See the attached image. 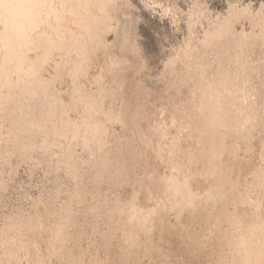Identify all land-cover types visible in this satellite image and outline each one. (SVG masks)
I'll return each instance as SVG.
<instances>
[{
  "label": "rangeland",
  "instance_id": "374dc122",
  "mask_svg": "<svg viewBox=\"0 0 264 264\" xmlns=\"http://www.w3.org/2000/svg\"><path fill=\"white\" fill-rule=\"evenodd\" d=\"M108 1L109 0H98V1L97 0H74V2H72V0H0V131L1 132L3 131L2 130L3 128H6L8 126L6 125V122L8 121V119H10L11 122L12 120H14L12 123L15 124L16 126L20 125L23 127H24V124H26L30 120L27 115L28 113L25 114L23 112V110L25 109V106L23 107V109H21V112H19L18 115L13 118V115H11V113H14L15 108L10 113L7 111L8 107L6 106L8 103L5 102L4 104L6 96H10L11 93L14 94L16 91L18 90L20 91L21 89L28 90V88L36 85L37 83H39L38 89L40 90H43L44 88H51L54 85L55 81L52 80V76L54 73L55 64L53 63L54 57H53L52 51L54 50V47L57 50V47L59 46L60 42L62 43V46H66V47H64L63 53L62 52L57 53V57L59 60L55 59V61L60 62L59 65L62 68L65 65L66 67L69 65V68L66 70L67 78H68V83H67L68 93H65L63 97H64V100L66 99L65 104L71 106L73 114L75 116L74 120L77 125V127L75 126L76 127L75 132H78L77 129L80 127L82 128L84 126L83 123L84 124L87 123V120L85 117L86 116L85 111L90 110V104L89 105L87 104L88 99L89 100L93 99L94 97L97 96V94L99 96V89L90 88L88 91L81 93L82 85L85 86L86 84V82H84L86 81V76L82 75V72L80 71L81 66L79 65V62L77 63V62L69 61L70 55L69 54L67 55L68 53L67 50L69 49V51H72V52H76V51L79 52L80 49L78 46L81 45L80 48H82V45H83L85 46L84 49H86L89 46V43L91 44V41L93 39L96 40L97 38L100 37L97 40L101 44V47L99 50H102L101 57L103 58L104 62L107 59L106 54L107 55L109 54V56H112V54L114 53L116 55L118 52V48H119V37H120L119 35L121 31H124L125 30L124 28H127L131 31L133 30V28H131L133 27L132 26L133 17L130 18L129 16L124 14L122 18V16L118 15L119 12L123 11L122 8L125 6H126V9L130 10L132 14L135 15V18H136L135 23L137 22V26L140 23L142 24L143 22L151 23V19H155L154 21L152 20V22L153 23L157 22L158 26L162 25L164 29L166 30V32L168 31L170 33L171 29H173V31H176V32L179 31V34L183 35L184 39H186L184 41V49H182L181 46H178V48L173 47L172 49L173 52L168 53L171 50L170 44L165 46L166 51H165V54H163L162 56V59H161L162 61L160 62L162 67L160 66V63H159L160 67L155 66L156 69L154 71L145 72L146 74H148L149 77H155V78H152L155 81H157V79L159 78L158 81L161 80L162 83L169 81L168 84L173 89V91H175V94H176V91L177 93L182 94V95L183 93L187 92L186 94L189 95V93H191L194 96V98H195V94H194L195 88L194 87L200 84V83L198 84L199 78L201 77L204 78V81H206V87H204V84L203 85L201 84L200 86L201 88L200 100H202V102L205 103L204 105H208L209 100L211 101L214 100L215 103L217 102V106H214L213 108H211L213 109L212 112L217 110L218 106L220 105L218 101V97H217L218 94L216 95V93H219L220 97L224 99L225 98L224 96L229 95L233 91L232 95L234 94V96L229 95L230 100L228 99L226 100L230 103L232 111L235 110L232 116L227 114V118L233 117L232 119H234L233 120L234 125L237 124L239 120L242 123V125L243 123L244 125H247L246 123L250 121L249 118H251L253 115L252 110H255L256 112H257L256 108H263L264 110V104H263L264 63L261 61V55L260 57H257L254 54L255 52L253 53L251 52L254 50L253 45H250L249 47L250 52L249 51L248 52L250 55L249 57H247L246 55L248 63L247 65L245 64L246 69L244 66L245 70L243 71L236 70L235 62H233L234 70L231 66L229 67L231 69L222 67V66H219L216 69L215 65H213V67L210 66V58H211L210 50L211 49L213 50L214 47L217 46L218 44H219L218 48H220L221 46L220 44H222L224 41V40L222 41L220 37H217V36L222 37V35H231V34L237 33L238 31L237 26L241 24L240 22H242L243 19H245L244 22H246L244 23L245 28H249V26H251V29L248 31L251 32L253 35L249 34L248 36L250 37L254 36V33L259 32V30L261 32V33L259 32V35L264 36V0H245V2H247L245 6L242 3L244 2V0H231V1L227 0V2H234V13L231 12L229 16V20L226 19L228 14L223 15L224 17L223 20L224 19L226 20L225 21L226 25H224L223 28L225 27L226 30L221 32L222 28L219 29L220 33H217L218 35L216 36L214 32L213 33L209 32L210 35L207 34L208 31L205 29L201 40H199L201 35L198 33V30H200V23H198L197 16H195V12L192 13L193 6H192L191 0H170L171 2H167L169 0H161V2H157V1L151 2L153 0H147V2H143V3L141 2L142 5L139 3L140 0L130 1L134 3L132 5L130 3H129L130 5L127 4L129 1L127 2V0H125L124 2V0H122L119 4L120 7L117 10L119 12L116 13V15L114 12L115 9L113 10V8H111V7L116 8V6H113V4L115 5V3H112V0H110L111 3L110 2L109 3L111 7L109 8L110 5ZM176 2H179L180 7L178 6ZM184 2H186V4ZM86 4L87 6L85 7ZM240 5H242V7H240ZM106 7L108 9H106ZM245 7L246 9H244ZM165 8H166V11H165L166 16L171 18L170 22L166 19L161 20V13H163V10H165ZM109 9L112 11H109ZM226 10H227L226 8H223L222 13H225ZM182 11L184 12L181 13ZM76 13H77V17H78V13H80L79 18L77 17L75 18ZM249 13H251L252 16L248 19L245 17V15ZM103 15L105 18L103 17ZM111 17H113V19ZM230 17H234V18H230ZM157 18L158 19L160 18L159 21ZM182 18H184V20ZM77 19L79 20L78 22H77ZM102 19L104 20L102 21ZM252 19H254L253 20L254 22L256 21V23L258 24V27L261 26L259 29L258 28L257 30L252 29V27H254V24H255L254 22H252ZM80 20H84V21L82 22ZM90 20H92V24ZM88 21L90 22V24ZM87 22L89 24L88 25L89 27H91V25L92 27H94L95 25V27L93 28L94 30H92L93 31L92 36H94L93 38L90 33L88 35L86 34V36L84 37L86 30L88 29V27H86ZM84 23L86 25L83 26ZM154 24L156 25V23ZM99 26L101 27L102 31L99 30L100 29ZM109 27H111L113 30L107 33V30L109 29ZM182 27L184 29L181 32ZM21 28L22 30H20ZM65 31L73 36L75 45H71L70 44L71 42L66 44V41H70V39L68 40L66 38L63 39L62 34H65ZM162 31H163V36H164L162 37V39L167 43L168 42L172 43V40L170 39L172 37L170 36V34L168 32L167 34H165L163 28H162ZM184 31H186L185 32L186 35L184 34ZM114 34H117L118 38ZM128 34L129 35L127 34L125 35V38H126L125 50H127L125 52H126V58L130 60L133 66L130 64L129 66L124 67V69L120 67H118L117 69L113 68L111 70V73L108 74L107 77L103 78V81H101L103 82L102 84L106 85V89L108 88V93H106L103 98L99 97L97 99L99 102H101V98L103 99L104 108H103V113H100L97 116L95 115V118L99 121L105 122V124L108 126L106 127L107 128L106 130L109 133L107 135V143L105 144L106 147H105V155H104L105 156L104 162L107 160V166H108L107 171L103 172L102 177H100V173L98 171L96 172L93 171L94 170L93 163L91 162H89L88 164H85L86 166L84 165V168L80 167L79 169V167H76L78 163L76 154L72 152L71 149L69 150L67 149V147H69L70 144L72 143V141H69L70 134L68 132V129L66 130L65 124L59 119L58 116L55 115L54 111L50 112V115L49 113H46L42 117L41 115L39 117L31 116V118L33 117L34 121L32 124L34 125L33 126L31 125L32 127L30 128L32 130L29 133L31 134V136L30 137L28 136L25 142L31 140V144L32 142H33V145L37 144V146L35 145L36 147L34 149L36 150L41 149L40 145H43V140H39L38 138H36V136H32V134L34 133V135L38 136V134L40 133L41 134L40 136H43L42 134L46 132L52 144L55 141V144L58 150L57 152H55V150L53 151L50 150L51 155L48 154V158H47V154H45V155H42L41 157L32 155L31 158L29 159L27 154L23 153L25 148L20 147L21 154H23L26 157V159H28L25 165H21L20 167V169H22L21 170L22 179L21 181L19 180V181H16V183L11 184V186L9 187L10 190H7V191L12 190V192L15 193L14 195H11V193L9 192L8 194H6L3 200L2 198H0V264H42V261H44L45 264L47 263V259L49 258H47L48 256L46 255L48 252H50L51 243L53 242L51 240V238H53L51 230H53L54 228V225L51 227L50 222H48L47 220L49 219V216L51 217L53 215V212L52 210L50 211L49 204H48L50 199L48 200V203H47V199L49 197L51 198L52 200L51 203L53 204L56 211H60L62 208H64L65 211H67L69 214L68 215V226H67L66 232L70 231L75 226V223L80 216L79 205L82 200L78 202L79 198L77 196H76L77 199H74L70 203H67L66 204L67 206L61 205V208H59V206L57 205L56 201H57L58 196H57V193L56 194L54 193L55 189L59 191V188L61 187L59 184L60 181L62 182L64 186H67V183H65L67 178L66 179L63 178L62 180L56 177L58 166L57 164L53 165L54 163L53 161L49 160L50 158H53V157L58 158L61 163H65L66 165L68 163V166L72 164L73 167H75V170L76 172L78 171L79 176L75 178L73 185L76 187H79L81 183L83 182L84 186H87V188L90 189L89 191H87L86 198L90 197L89 196L90 194H97L99 190V193L104 192V197L102 196V199L105 198L104 202H106L109 208H113L114 205L112 202L116 201L113 197L114 196L113 194L116 193V189L115 187L112 189L113 183L112 181L110 182V180H113V177L115 175L117 176L116 180L120 178L122 179V181L120 180L122 182V186L118 190V193H119L118 199L120 201H124L127 203L132 197L131 195L137 191V196L135 200L140 201L141 203L140 206H143L142 203L146 205V203L143 202L144 200L146 202L144 192L141 191L140 189L142 187V182H144L143 180L144 178H142L143 176L142 174L145 172V168H146V163H144L145 161L143 159L144 158L148 159L149 157H151L150 154L152 152H150L145 147H144V152L141 151V144L138 138V130H140L139 124L141 122H143L142 125L145 126L144 124H147L152 120L151 119L153 116L152 113L153 111L155 112L154 108H152L153 106L152 102L154 101L153 97L155 98L156 96L155 93L157 94H162V93L160 91L161 88L158 90L157 87L156 88L152 87V84L147 81L146 77L144 76V73L142 72L143 66L140 63L141 62L140 60H141V57L147 55L145 44L141 41H138L139 38L137 39V35L135 33L128 32ZM9 36L12 37V39ZM185 36L189 37L188 40H187V37ZM20 37H22V40ZM18 38H20V42L18 41ZM14 39H17V40H14ZM78 40H80L79 42L81 43H79ZM178 41L179 40L175 42L176 45L179 44ZM21 42L24 44H22ZM76 44H78L77 48L75 47ZM97 45L98 43L96 45L94 44V46H97ZM14 46H16L15 49H14ZM103 51H105V53ZM170 54H172V56H175L176 58L175 65H172V66H176V68L172 66L167 67V64H168L167 61H169L168 58H170L169 57ZM263 56H264V53H263ZM184 58L186 60L185 63H183ZM73 61L75 60L73 59ZM165 62H167L166 66L164 65ZM66 67H64L61 70H65ZM146 68L143 67L144 71H146ZM160 68H161V71H159ZM237 73H239L240 75L242 74L244 78L245 77L247 78V80H249L248 77H253L254 79H251L250 82L244 79V83L247 82V84L245 85L243 84V82H241V80L239 79L237 80L235 76ZM36 74H38V76ZM165 77L167 78V81L165 80ZM170 79H172L173 85H171ZM224 79H228V81H232L231 84H227L232 90L229 87H227L225 91L223 90V87H222V89H219V91L215 92L214 88H210V87H214V83H217L219 85L222 83L223 84L226 83V81L223 82ZM157 83H160V82H157ZM249 84L253 86L251 87L252 89L250 90V88H247L248 90H245L244 86L246 87ZM16 87L18 88L16 89ZM171 88L168 89V92H170ZM243 93L245 94L248 93V97L249 95L252 96L253 94L257 95V97H259L258 99L259 101L258 100L254 101L253 98L249 97V101L251 100V102L248 101L246 102V104L241 102L240 104V102L239 101L237 102V100L238 98L242 96ZM150 94H152L153 96H151ZM4 95L5 97H3ZM147 95H148V98L146 99ZM257 97H254V98H257ZM12 98L15 99V96H13ZM36 98L37 96L36 97L34 96L33 98L30 99L32 102L34 101L32 103L33 108H31L32 113L30 115H33V114L36 115L37 113L39 114V112H37L38 108L35 107L34 105L35 102L37 101ZM7 99H10V98L7 97ZM13 99L9 100V104L11 103V100ZM49 102L50 101L46 103L47 106H50ZM232 103L234 104V107H232ZM9 104L8 106L10 109L13 106ZM162 104H164L163 108H165V111H167L168 106H166V103L163 102ZM196 104L194 105V108H192L193 106L191 105V103L187 105L188 107L187 114L189 115V117H193V114H195L196 118H193V120L195 119L194 121L202 122L200 118L201 117L200 113L199 115L198 113H196L197 112L196 110H198L196 109V107H200V104L199 105L198 104L196 105ZM92 105L93 104L91 103V107ZM237 107L242 108L241 113L243 114H242L241 119L238 117L239 119L237 118L235 120V116H237V113H240ZM247 107L249 108L246 109ZM54 108L56 107L54 106ZM206 111L208 110L203 111L204 116H202V118L203 120H205V123L207 121H209L210 123L209 115H212V112H208L206 114L205 113ZM244 111H247V112L244 113ZM22 112H23V115L25 116V119L21 123V120L19 119H21L20 116ZM173 112L174 110L173 108H171L170 112L167 113L170 115L171 119L174 116ZM9 114L10 116H8L7 118V115ZM243 115H244V118H243ZM189 117L183 116L182 119H179V121H176V122H174V117H173L171 124L172 123L181 124L182 121L184 122L187 119L189 120ZM63 119L65 118L63 117ZM17 121H20V123L18 122L17 124ZM209 125H210L208 126L209 128H207L209 130V136L212 135V139L215 140L216 145H217L216 147H218V149L215 148V156H216L215 164L216 163L218 164V161H219L218 157L220 156L221 158L220 166L223 169V173L225 174L224 182L222 183L224 184V187L222 188L224 190L223 200H221L220 197L218 198L216 195H214L215 198H218L217 207L218 206L222 207L220 211V213L222 214L221 216L224 215L223 214L224 212L225 213L228 212L229 214H231L233 210L239 211L240 209L239 201L240 200H243L245 203H247V205L249 204L250 205L249 207L256 208L258 210V208H260V202H259L260 199L257 198V189H258L257 186L259 184L258 176L259 174H264V157L262 156L264 154V144L262 143L263 141L260 140L262 139V136H263L262 135L263 129L261 128V131L259 133L260 136L257 135V138L251 140V142L249 141L250 151L256 148L255 155L249 156L247 160H241L237 162L236 159L234 158V154H230V151H231L230 148L232 147V143L231 145H226L225 147L224 146L221 147L222 145H225L222 143L223 141H221V136L223 139H225V142H227L228 139L232 138L234 135L240 137L239 133H237V129H236V132L234 130L233 132L227 131V132L221 133L219 131V128L217 129L214 125L212 127L211 124ZM43 127H46V128H43ZM8 132L9 130L5 134L3 133L2 134L6 135L8 134ZM6 136H7L6 140H8L9 135H6ZM243 144L244 142L241 144L242 147H243ZM256 144H257V147H256ZM259 144H261V146H259V149H258ZM7 145H8L7 142L5 144H2L0 140V162H2V159H4L3 155L8 150ZM18 145L22 146L23 144H18ZM79 150H80L79 148L76 149L77 154ZM237 151H238V148L236 152ZM258 151H259V154H261V156L258 154ZM12 152L10 156H13L12 158L15 159L16 162H18L20 160L19 157L14 158L16 154ZM54 152L56 153V156H54ZM74 156L76 160L75 165H74ZM29 162H31L32 164H30ZM87 162L88 160H86V163ZM33 165L34 167H32ZM19 166L20 165H18V167ZM26 168L29 170L30 174L28 173V171L26 173ZM72 168L71 167L69 168L70 174H72V171H73ZM85 170L87 171L86 177L85 178L83 177L84 179L82 180V177L80 176H83L82 173ZM31 174L36 175V176L38 175V176L36 180H33L32 183H29V181H31ZM71 177H73V175H71ZM71 177H68L69 180H72ZM90 177H92L93 180L89 179ZM260 181L263 185V182H264L263 176H261ZM34 182H36L35 187H32L30 184H33ZM18 183H20L21 186L20 184L18 185ZM41 184L45 186L46 189L43 190V186ZM94 184H95V187L91 189L92 186H94ZM14 188L15 189L18 188L19 192L16 193ZM1 189L3 190V186ZM70 190L71 191L69 192L71 193L72 191L74 193H77L72 188H70ZM108 190H111L112 195L108 193L109 192ZM112 191H114V193ZM169 191L170 189L167 192ZM219 191L221 192L222 190H219ZM66 194L68 195V192H66ZM83 196L84 195H82V198ZM143 208H147V207H143ZM128 213L130 214L129 211ZM143 213L144 212H142V214ZM234 213H237V212H234ZM102 214L103 213L101 212V215ZM233 216L235 218V216L237 215H233ZM121 218L122 216H120V219ZM202 221L204 222V224ZM205 222L206 221L200 218L197 220L196 227H195L196 229H194V232H193L194 235L192 237V240L191 238L189 242L187 240V242L183 246V250H181L180 248V243H179L180 240H178L179 237L168 235V234L164 235V237L166 236V244L171 249L170 252H172L170 254L173 255L172 257L173 258L172 260L174 262L173 264L182 263V259H183L182 257H184L185 255L184 250L186 248H187L186 250L188 251H190V249L194 250V247L192 246V244L193 242L196 243L197 241L203 240V235L202 237L200 235L202 233L205 235V239H206L205 243L206 244L209 243L210 247L209 245L206 246V244L204 243L202 245L201 244L202 242L199 243L200 246L198 247H202L201 249L204 252V253L203 252L201 253L202 260L200 262L202 263L203 260L204 261L209 260L212 256L215 259L214 262H216L218 257L214 256L215 255L214 245L216 244V242H213L216 239L214 235H217V233L221 231L222 227L215 229V226L211 225L209 227L206 225L207 222L206 223ZM66 224H67V220L65 221L63 225L65 226ZM88 227L90 226H87V228H85L84 240L80 244L77 243L79 241L76 242L80 247V251L76 244L74 246H71L69 244L68 250H67L68 257L65 256V258L66 259L72 258V260L77 261L78 264H89L88 259L92 258L91 257L92 252L95 250H100V249L101 250L104 249L105 251L107 240L110 239L111 241L108 243L110 248L107 250L106 253H104L103 264H122L120 259L121 257L124 256L123 253L125 251V247L123 249V252L119 256V258H117L120 250L118 246L116 245V243H118V240L122 236L121 235L122 228L120 227V224L115 228L118 230L113 236L110 232L106 231L108 229L106 224L100 225L99 223V226H96V228H99V229H97L96 231H93L92 229H89ZM235 227L236 225L234 226V228ZM225 228L226 226L223 225V229ZM234 228H231V232H234L236 230ZM141 229L142 231L146 229V228L144 229L143 223L139 227V230ZM127 231L128 232L130 231L129 227L127 228ZM197 233H199L198 236H197ZM237 233H238L237 231L234 232V234H237ZM206 234H208V236H206ZM248 234L247 236L249 237L247 241L255 245H257L258 243V246L260 245V248H261L260 250H264V243L260 244L261 242L260 240L262 236H264V220H261V222L258 221V225L255 227V231L252 232V234H249V235ZM42 235H43V239H41ZM105 235H108V237ZM34 238L39 239V241H36V245H35L36 248L32 246L33 244L32 240H34ZM182 238H184V235H182ZM246 238H244V241L246 240ZM121 239L124 240L123 236L121 237ZM195 239L196 240L198 239V240L195 241ZM91 240H92L91 245H89V242ZM70 241L71 239L69 240V242ZM137 241L141 242V239L140 240L138 239ZM211 242L213 243V246ZM72 243H73V239H72L71 244ZM136 246L137 245H135V247ZM30 247L33 248L34 252L32 251ZM70 248L72 249L70 250ZM205 248H207V250ZM14 249L16 250L15 253L18 252L17 254H21L20 258H23L21 263L18 261V258L16 256L17 254L16 255L13 254ZM29 250H31L30 253H29ZM207 251L212 256L209 255ZM211 252H213V254ZM144 253L146 254V252ZM80 255H81V258L82 256L83 258H87V261L86 262L80 261ZM188 255L189 253H187L185 257H187ZM235 255L237 254L234 253L233 256L235 257ZM42 256H46V258L43 260L41 259ZM144 258H146V255ZM228 258H231V256ZM149 259H150V256L149 258L147 257V259H143L141 262L139 261V264H147V261ZM84 260L85 259H83V261ZM69 262H71V259L69 260ZM127 262H128V258H127ZM246 262L247 264H251L249 259H246Z\"/></svg>",
  "mask_w": 264,
  "mask_h": 264
},
{
  "label": "water",
  "instance_id": "95a60500",
  "mask_svg": "<svg viewBox=\"0 0 264 264\" xmlns=\"http://www.w3.org/2000/svg\"><path fill=\"white\" fill-rule=\"evenodd\" d=\"M115 3V6L118 10V8L120 7V2L122 0H112ZM129 1L127 4H134L130 1L133 0H127ZM142 1V0H140ZM147 1V0H145ZM231 1V0H230ZM110 2V0L108 1ZM125 2V0H124ZM144 1H142L143 3ZM251 2V1H250ZM141 4V2H139ZM179 6V2H176ZM186 4V2H184ZM223 2H214L212 3L213 8H215L216 12H221L220 18L223 21L220 24H223L226 20H223V15H227L226 19L229 20V16L231 14V12L234 13V2H227L226 5V12L222 13V10L220 9V4H222ZM243 5L245 6V4L247 2H242ZM233 4V5H232ZM215 6V7H214ZM180 7V6H179ZM240 7H242V5H240ZM115 8V9H116ZM123 11L119 12L118 15L120 16H124L127 15L130 18L133 17L132 19V26L131 28H133V30H129L127 28H124V31H121L120 33V37H119V48H118V52L115 55L114 53L112 54V56H109L106 54V57L110 59L109 64H101L100 60L103 61V58L101 57V51L99 50L101 47V44L98 43L97 46H94V44H90V50L93 52L92 54L94 55V59H92L90 57V63L89 65L87 63H85L86 67L84 68L85 71V75H86V84L85 86L82 85V92H86L88 91L90 88H98L99 89V96L97 94L96 97H94L93 99H90L91 103L93 104V106L91 107L90 110H86L85 108V117L87 120V123L85 125V127L83 126L82 128H78V132L75 133L74 138L71 140V138L69 137V141H72V143L70 144L69 147H67V149H71L72 152H74L76 154V158L78 160V164L79 167H83L85 164H88L89 162L93 163V171H98L100 173V177H102L103 172L107 171V160L104 162L105 160V147H106V143H107V135L109 134L108 131L106 130L108 127L105 122L99 121L95 118V115H99L100 113H103V108H104V101H103V97L105 96L106 93H108V88L106 89V85L102 84L101 81H103V78L107 77L108 74L111 73V70L113 68L117 69L118 67L124 69V67H127L131 64L130 60H128L126 58V52H125V35H129L128 32L130 33H135L137 35V39H138V34L140 37V40L138 39V41H141L145 44L146 46V58L145 56L141 57V65L144 66L145 62L147 64V68L146 71H144L143 67H142V72L144 73V76L146 77L148 82H155L154 79L155 77H149L148 74H146L145 72H151L154 71L156 69V67H162L161 65V59L163 56V45L167 46L170 44V49L172 50L173 47L178 48V46H181L182 49H184V41L186 39H184V36L179 34V31H173V29H171L170 31V36L172 38H170L172 40V43L170 42H165L162 37L163 36V31L162 28L165 32V34H167L166 30L164 29V27L162 25L158 26V23L156 22V25L152 22L151 19V23H147V22H143L140 25L137 26V22L135 15L132 14V12L128 9H126V6L122 8ZM131 9V8H130ZM195 9V8H194ZM246 9V8H244ZM132 10V9H131ZM151 10V9H150ZM248 10V8H247ZM133 11V10H132ZM115 12V11H114ZM184 11H182L181 13H183ZM190 12V11H189ZM194 12V10H193ZM192 12V13H193ZM121 13V14H120ZM253 14V12H252ZM116 15V13H115ZM252 15L251 13L246 14L245 17L246 18H250ZM155 17V16H154ZM230 18H234V17H230ZM158 19V18H157ZM184 20V18H182ZM254 19H252V22ZM159 21V19H158ZM232 21V20H231ZM251 22V23H252ZM256 24H254V27H252V29H259L260 27H258V24L256 23V21L254 22ZM223 25H226L225 23ZM160 27V29H159ZM250 27V26H249ZM111 29V30H110ZM110 29L107 30V33L112 31V28L110 27ZM184 28H181V32ZM139 31V32H138ZM186 31H184L185 34ZM260 32V30H259ZM259 32L254 33L255 36H259V37H263L264 36H260ZM91 34L92 36V31L90 29V27L88 26V29L86 30L85 34ZM261 33V32H260ZM186 35V34H185ZM114 36V35H113ZM187 37V36H185ZM203 37V33L201 34L199 40H201V38ZM93 38V36H92ZM128 38V37H127ZM189 37H187L188 40ZM178 41V45H176V41ZM240 40L241 38H237L236 39H231V43L236 41V47H238V49H236V51L234 52V54L237 53V55L239 56L240 50L239 49V44H237V41ZM160 43H165V44H160ZM246 43H249V41L247 40ZM124 47V48H123ZM83 48H85V46L82 45V48H80L79 46V51H80V58L82 56L81 51L83 52ZM123 48V49H122ZM95 49V50H94ZM244 48H242L243 50ZM120 50H122V52H119ZM148 50V51H147ZM106 51V50H105ZM105 51H103L105 53ZM262 52L264 53V49L262 50ZM169 53H171L169 51ZM260 55L262 53H259ZM215 58V57H214ZM214 58H212L210 60V63H216L218 61H214ZM42 59V58H41ZM166 59V58H165ZM226 56H224V58L222 59L223 61H225V63L229 64L228 60ZM84 63V60H82ZM127 62V63H126ZM186 60L184 58L183 63H185ZM252 62V61H251ZM81 63V59L79 62V65ZM125 63V64H124ZM160 63V66H159ZM244 63V62H243ZM180 64V63H179ZM231 65L234 66L233 63L230 62ZM88 65V67H87ZM132 65V64H131ZM181 65V64H180ZM239 67H237V69L239 71H243L246 69V65L245 69L243 64H238ZM133 66V65H132ZM156 66V67H155ZM243 66V68H242ZM236 67V65H235ZM93 71V72H92ZM95 71V72H94ZM159 71H161V68L159 69ZM158 71V72H159ZM157 72V73H158ZM156 73V74H157ZM155 75V74H154ZM263 76V75H262ZM264 77V76H263ZM223 78V77H222ZM221 78V79H222ZM82 79V78H81ZM159 79V78H158ZM157 82H160L159 86L155 83H152V87L156 88L160 91L162 94H157L155 93V99L152 104V108H154L155 112L153 111L152 113V120L146 124L144 126L143 129L138 130V138L141 144V151L144 152V147L146 149H148L150 152H152L154 155L153 156V160L148 163V162H144L146 163V168H145V172L142 174V178H144V182H142V187L140 188L141 191L144 192V196L146 199L143 201L144 203H146V205H144L142 203L143 206H140L141 203L140 201L135 200L136 196H137V191L134 192L130 198V200L126 203L124 201H120L118 199L119 197V193L118 190L121 188L122 186V179H117V176L114 175L113 180H110V182L112 181L113 186L112 189L115 187L116 189V193L113 194L114 199L116 200L115 202H112L114 207L113 208H109L108 205L106 204V202H104V199H102V196L104 197V192L103 193H99V190L97 192V194H90L88 198H86L87 195V191H89L90 189L87 188V186H84V183L82 182L81 185L79 187L74 186V181L75 178H77L78 175V171L76 172L75 167H73L72 164H70L68 166L65 163H61L60 160L58 158H50L49 160L53 161V165L57 164V168L58 171L56 172V177L60 178L63 180V178H67L66 182L67 186H64L62 184V182L60 181V188L59 191L55 189V194L57 193V205L59 206V208H61V205H65L67 203H70L71 201H73L74 199H77L76 196L79 198L78 202L81 203L79 205V213L80 216L78 218V220L75 223V226L68 232H66L67 226H68V212L65 211V209H61L60 211H56V209L54 208L53 204L51 203V198L49 197L47 199V203L49 200V209L50 211L52 210L53 215L50 217L49 215V219L48 222H50L51 227L54 225V228L52 231V235L53 238H51V240L53 241L51 243V247H50V252L47 253L46 256H48L47 258V263L46 264H78L77 261H74L71 259V262H69V258L66 259V257H68V245L70 244L71 246H74L75 244L77 245V247L79 248L80 251V247L78 244H80L83 240H84V232H85V228H87V226L89 229H92L93 231H96L99 228H96V226H99L102 224H106V226L108 227V229L106 230L107 232H110L112 234V236L116 233V231L118 229H115L119 224L120 227L122 228V233L121 235L124 238L125 241V251L123 253V257H121L120 261L122 262V264H139V261L141 262L143 259H147V257L150 259L147 261V264H173V255H171L170 253V248L167 246L166 244V238L164 237L165 234L168 235H173L176 237H179L178 240H180V248L181 250H183V246L184 244L187 242H189L190 238L192 240L193 237V232L194 229H196V223L197 220L203 219L207 222V226H211L214 225L215 229L216 228H221V231L215 235V240L214 242H216L215 244V255L214 256H218V259L216 260V262H214L213 258L209 259V264H247L246 259H249V261L251 262V264H264V250H260V245L258 246L255 244H251L250 242H248V237L247 234H252V232L255 231V227L258 225V221L261 222V220H264V184L262 185L260 178L261 176L264 177V174H259L258 176V189H257V198H259V202H260V208H258V210L256 208H252L249 207L250 205L247 203H245L243 200L239 201V206L240 209L239 211H232V215L229 214L227 211V213H223L224 215L221 217V214L218 215V212H220V210L217 207V199L219 198L220 195V191L222 190V188L224 187V184H222V182H220V179H215L216 181V185L214 187H206L202 186V187H198V182H195V184L191 183V179L190 177H193V179H206L208 177H214L215 174H220V170L223 171V169L220 166V156L218 157L219 161L218 164H214V165H210L208 163L207 157H206V153L210 152V147L211 144L209 142V140L207 139L209 137V130L206 131L207 126L204 124H198L197 123V129L194 128L193 124L195 121H193V118H196V115L193 114V117L191 119V117H189V115L187 114V105L189 103L191 104H200V107H198L199 110H208L205 113L207 114L208 112H212L214 106H217V102L215 103L214 100L211 101L209 100L208 105H204L205 103L202 102V100H199L197 98H194V96L189 93H183L180 94V96L177 98L174 95V91L173 89H171L170 92H168V86L170 87V85L168 84L169 81H167V78L165 77V80L167 82L162 83L161 80ZM248 81L250 82L251 79H254L253 77H248ZM83 80V79H82ZM226 83H222V84H217L214 83V87H210V88H214V91L217 92L219 91V89L225 90L227 87H229L227 84H231L232 81H228V79H224L223 82ZM167 83V84H166ZM244 84H247L244 83ZM104 85V86H103ZM100 87V88H99ZM252 87L251 84H249L246 88H250ZM18 87H16L17 89ZM230 88V87H229ZM50 89H55V88H50ZM231 89V88H230ZM232 90V89H231ZM20 91H23V89H21ZM29 90H26L24 94H21L19 97V101L16 102L15 104L18 105L19 107L15 108L14 113L12 114L13 117H15L16 113H19L21 111V109H23L24 105L26 106H32V101L30 100V98H33L35 95L31 94L29 95L28 93ZM110 91V90H109ZM226 91V90H225ZM245 91V90H244ZM243 91V92H244ZM27 93V94H26ZM209 93V92H208ZM233 93V91H232ZM232 93H228L229 95H232ZM218 94V95H217ZM151 96H153L152 94H150ZM217 97H218V101H219V106L217 108V110H215L214 112H212V115H209L210 121L214 122L215 127L218 129L219 131L222 133L224 132H233L237 129V133H239L240 137L238 136H233L232 138L228 139L227 142H225V139L222 138L221 136V141H223L222 143L225 145H222L221 147H225L226 145H231L232 143V147L230 148V154H234V158L236 159V161H241V160H247V158L251 155H255L256 153V148H254L252 151H250V147H249V143L251 142V140L257 138V135H259L261 128H264V119H262V115H260L258 112L261 110V108H259L257 110V112L255 110H252V119L249 118V122L246 123L247 125H242V123L240 122V120L238 121L237 124H233V117L227 118V114L232 116L234 114V111H232L230 103L226 100H230L229 95L224 96L225 98L222 99L219 95V93H216ZM158 96V97H157ZM234 96V94L232 95ZM37 97H41L38 99L39 102V107H42V110L44 111L48 106L46 105V103L50 100L49 97H46L44 94L38 95ZM99 97L101 98V102H99L97 99ZM253 97H257V95L253 94ZM221 98V99H220ZM23 99H28L27 102H23ZM68 100V99H67ZM223 101V102H222ZM238 101L243 102L246 104V102L249 101V97H248V93L245 94L243 93L242 96L240 98H238ZM259 101V100H258ZM34 102V101H33ZM103 102V103H102ZM165 102L166 106H168L167 110H170L171 108H173L174 112H173V117H174V122L179 121V119L183 118V115L185 117H189L190 122L187 124H183L176 125V129H175V133H177L179 135V138L175 141H164L161 142V139H159L157 137L158 136H162L163 138L167 137V134L165 132L162 131L163 129V125L167 126V120H168V114L167 111H165V108L162 109L160 108L161 105H163L162 103ZM231 102V101H230ZM251 102V100L249 101ZM215 103V104H214ZM50 104V102H49ZM196 104V105H197ZM262 104V102H261ZM263 104H264V98H263ZM258 105V104H257ZM80 107V106H79ZM82 107V106H81ZM232 107H234V104L232 103ZM20 109V111H19ZM237 109H239L240 113H237V116H235V120L239 117L240 119L242 118V108L237 107ZM8 112H11V109H7ZM211 114V113H210ZM188 115V116H187ZM10 116V115H8ZM25 116L23 115V112L20 116L21 118V123L24 121ZM264 117V116H263ZM28 118L30 119L29 122H27L26 126H19V131L21 129H26V127H32L34 124L32 121V118L30 115H28ZM238 118V119H239ZM244 118V115H243ZM114 119V118H112ZM110 119V120H112ZM172 121V119H170ZM188 120V119H187ZM186 120V121H187ZM195 120V119H194ZM10 121V120H9ZM161 121V122H160ZM20 123V121H18ZM108 122V121H107ZM102 123V124H101ZM209 124V121L207 122ZM206 123V124H207ZM32 125V126H31ZM12 127V126H11ZM199 127V129H198ZM13 134H12V138H15L14 140H23V139H19L17 138V129L18 127L13 126ZM209 128V127H208ZM189 132L191 134H189ZM211 133V132H210ZM137 134V133H136ZM183 134L188 135L187 139L189 142V145H186V143H184V148H183V144L180 145V141L179 139L181 138L180 136H182ZM41 134L39 133L38 136L34 135V133L32 134V136H36V138H38L39 140H43V145H40L41 149H34L37 144L33 145V142L31 144V140L24 142V144L20 147H24L25 150L23 153H26L27 156L29 157V159L31 158L32 155L37 156V157H41L42 155L47 154V158H48V154H50V150H55V152H57L58 148L54 143L52 144L49 136H47V133L45 132L44 134H42L43 136H40ZM196 135H200L201 137H205L208 140V143L204 144L202 146L201 149V153L199 154V156L197 157L196 160H207V163H203L202 167L197 170L195 173V176L192 175H186V167H187V160H185V155L182 154L183 152H185L186 148H189L190 150L193 149L196 145H195V141L193 140L195 138ZM238 135V134H237ZM19 136V134H18ZM10 137V136H9ZM8 137V139H9ZM254 137V138H252ZM46 140H44V139ZM264 133L262 136V140L263 144H264ZM190 140L192 141V143H190ZM36 141V140H35ZM250 141V142H249ZM244 142L243 147L241 146V144ZM6 143V142H5ZM4 143V144H5ZM235 146H234V144ZM28 144V145H27ZM45 146V147H44ZM143 146V147H142ZM259 146H261V144L258 145V149ZM44 147V148H43ZM203 147L207 148V149H203ZM220 147V146H219ZM257 147V144H256ZM79 148V152L77 154L76 149ZM238 148V151L236 152ZM209 149V150H208ZM179 151L178 155H177V151ZM181 150V151H180ZM10 152L9 150L6 151ZM54 152V156H56V153ZM250 152V153H249ZM6 153L3 155V160L2 162H0V198H2V200L5 198L6 194H8L9 192L11 193V195H14L15 193L11 191H7L10 190L9 187L11 186V184L16 183V181H21L22 177H21V170L20 167L21 165H25V163L27 162L28 159H26V157L19 153L17 155H19V161L16 162L10 155H6ZM11 153V152H10ZM259 154V151H258ZM51 155V154H50ZM174 155V157L172 156ZM261 156V154H259ZM155 156V157H154ZM175 156H177L176 158H178L177 160L175 159ZM264 157V154L262 155ZM15 157V156H14ZM33 158V157H32ZM86 160H88V162L86 163ZM210 160V159H209ZM143 161V160H142ZM194 161V160H192ZM9 162V163H8ZM103 162V164H102ZM30 164H32L31 162H29ZM18 165H20L18 167ZM179 165H181L184 169L180 170ZM86 166V165H85ZM220 166V167H218ZM27 167V166H26ZM34 167V165L32 166ZM67 167V168H66ZM72 168V174L69 173L70 169ZM86 168V167H85ZM159 168V169H156ZM105 170V171H104ZM30 174L29 170L26 168V173ZM86 170L82 173L83 176L82 180L86 177ZM71 175H73V177H71ZM38 176V175H37ZM36 175L31 174V181H29V183H32L33 180L37 179ZM68 177H71L72 180H69ZM84 177V178H83ZM89 179H92V177H90ZM115 180V182H114ZM121 180V181H120ZM85 182V181H84ZM90 182V181H89ZM109 182V183H110ZM203 182H208V181H203ZM35 183L30 184L32 187H35ZM72 183V184H71ZM264 183V182H263ZM20 183H18L19 185ZM28 184V183H27ZM26 184V186H27ZM42 185V184H41ZM227 185V184H226ZM3 186V190L1 189ZM21 186V184H20ZM43 186V185H42ZM210 186V185H209ZM72 188L73 190H75L74 193L70 190V188ZM95 187L92 186L91 189H93ZM195 187L201 188V189H197ZM206 187V188H205ZM46 189L45 186H43V190ZM170 189L169 192H167ZM15 192L18 193L19 189H15ZM92 191V190H91ZM109 191V192H108ZM107 192L109 194H111V190H108ZM48 192V190H47ZM63 192V193H62ZM66 192H68V195L66 194ZM106 192V193H107ZM114 193V191H112ZM171 194V196H170ZM177 194V196H176ZM82 195L83 198H82ZM112 195V194H111ZM216 195L218 198L216 199L215 196ZM221 200H223V197H221ZM101 199V200H100ZM180 199V200H179ZM142 207V208H140ZM143 207H147V208H143ZM52 208V209H51ZM102 211H101V209ZM144 209H147L146 212ZM128 211L130 212V214L128 213ZM93 212V214H92ZM99 212V213H98ZM101 212L103 213L101 215ZM142 212H144L142 214ZM237 212V213H234ZM50 213V212H49ZM233 215H237L234 216ZM58 216V217H57ZM67 216V218H66ZM120 216H122V218L120 219ZM185 216V217H184ZM100 217V219H99ZM210 217H212L210 219ZM63 220H67V224L64 226L63 225ZM143 222V226L144 229L142 231L139 230L138 226L139 224ZM256 223V224H255ZM114 225V226H113ZM222 225V226H221ZM223 225L226 226V228L223 230ZM236 225V227L234 228V226ZM112 226V227H110ZM50 227V228H51ZM130 228V231H127V228ZM231 228L236 229L235 231H237V234H234V232H231ZM230 229V231H229ZM65 230V232H64ZM227 230V231H226ZM227 232V234H226ZM203 234V233H202ZM201 234V237H202ZM248 234V235H249ZM181 235H184V238H182ZM230 235V236H229ZM108 237V235H105ZM121 236V237H122ZM247 236V238H246ZM242 237V238H241ZM241 238V239H239ZM244 238H246V240L244 241ZM41 239H43V235L41 237ZM71 239V241L69 242V240ZM73 239V243L71 244ZM141 239V242L137 241V240ZM36 241H39V239L34 238V240H32V246L36 248ZM67 241V243H66ZM79 241V242H77ZM111 240H107L106 243V249L104 251V249H100V250H95L92 252V258L88 259L89 264H103L104 262V253L107 252V250L110 248L108 243ZM224 241V242H223ZM240 241V242H239ZM260 244L264 243V236H262L261 240H260ZM78 244H77V243ZM89 242V241H88ZM92 240L89 242V245H91ZM200 242H202L201 244L203 245V243H205V235L203 234V240H200L198 242H193L194 245V249L195 250H184V254L186 256L187 253H189V255L186 257L185 261L186 264H200L198 258L200 257L201 259V253H202V247H198L200 244ZM238 243V245H237ZM31 245V243H30ZM135 245H137L135 247ZM96 246V244H95ZM253 246V247H252ZM138 247V248H137ZM32 249V251L34 252L33 248L30 247ZM72 248H70L71 250ZM165 249V250H164ZM15 249L13 250V254H17L15 253ZM31 252V250H29V253ZM146 252V254L144 253ZM192 253V254H190ZM198 253V257H195V254ZM236 253L237 255H235V257L233 256V254ZM83 254V253H82ZM228 254L229 256H231V258H228ZM14 255V256H15ZM146 255V258H144ZM18 258V261L21 263L23 258L21 257V254H17L16 255ZM46 256H42L41 259H45ZM240 256V257H238ZM127 258H128V262H127ZM183 258V257H182ZM185 258V257H184ZM83 259H85L83 261ZM92 259V260H91ZM80 261L82 262H86L87 258H81L80 255ZM138 261V262H136ZM184 259H182V263H183ZM81 262V263H82ZM208 260L202 262V264H207ZM42 264H45L44 261H42Z\"/></svg>",
  "mask_w": 264,
  "mask_h": 264
},
{
  "label": "bare ground",
  "instance_id": "6f19581e",
  "mask_svg": "<svg viewBox=\"0 0 264 264\" xmlns=\"http://www.w3.org/2000/svg\"><path fill=\"white\" fill-rule=\"evenodd\" d=\"M98 1V0H97ZM142 1H144V2H147V1H145V0H142ZM142 1H139V2H142ZM161 2V0L160 1H158V0H153V1H151V2ZM72 2H74V0H72ZM128 2V1H127ZM163 2V1H162ZM167 2H171L170 0L169 1H167ZM191 2H192V6H193V10H195L194 12H195V16H197V20H198V23H200V30H198V33L201 35L202 33L204 34V30L206 29L207 31H208V33L207 34H209V32H214V34L217 36L218 34L217 33H220L219 32V29H221L222 28V31L221 32H223V31H225L226 29H225V27L223 28V24L225 23H223V24H220V23H222L223 21H220V20H222L221 18H220V16H218V15H220L221 14V12H220V14H219V12H216V10H215V8H213V6H212V3H214V2H223L222 4H220L219 6L221 7V10L223 9V8H225L226 7V5H227V0H191ZM199 2H200V4H199ZM103 3V2H102ZM109 3V2H108ZM108 3H106V4H108ZM111 3V2H110ZM110 3H109V5H110ZM112 3H114V1H112ZM108 5V6H109ZM130 5V4H129ZM142 5V4H141ZM76 6V5H75ZM87 6V4L85 5V7ZM94 6V5H93ZM103 6V5H102ZM106 6V5H105ZM113 6H115L114 4H113ZM91 7V6H90ZM95 7H96V5H95ZM104 7V6H103ZM102 7V8H103ZM111 7V5L109 6V8ZM215 7V6H214ZM94 8V7H93ZM111 8H113V10L115 9V7H111ZM166 8H167V6H166ZM166 8H165V10H163V13H161V20H168L169 22H170V19L171 18H169L168 16H166V13H165V11H166ZM195 8V9H194ZM246 8V7H245ZM86 9V8H85ZM85 9H84V11H85ZM106 9H108L107 7H106ZM105 9V10H106ZM109 11H112V10H110L109 9ZM204 11V12H203ZM64 12V11H63ZM88 12V11H87ZM92 12V11H91ZM193 12V13H194ZM105 13H106V11H105ZM104 13V14H105ZM114 13V12H113ZM115 13H118V11H117V8L115 9ZM79 14L80 13H78V17H77V13H76V16H75V18L77 17V18H79ZM82 14V13H81ZM194 15V14H193ZM59 16V15H58ZM62 16V15H61ZM87 16V15H86ZM147 16V15H146ZM151 16V15H150ZM93 17V16H92ZM103 17H104V15H103ZM116 17V16H115ZM153 17V16H152ZM87 18V17H86ZM105 18V17H104ZM107 18V17H106ZM112 19H113V17H111ZM117 18V17H116ZM122 18H123V16H122ZM149 18V17H148ZM151 18V17H150ZM84 19V18H83ZM90 19V18H89ZM126 19V18H125ZM160 19V18H159ZM104 19H102V21H103ZM123 20V19H122ZM153 21L155 20V19H152ZM244 20L245 19H243L242 20V22H240L241 24L240 25H238L237 26V33H234V34H231V35H222V37L221 36H217V37H220V39L223 41V43L222 44H220L221 46H220V48H218V45L217 46H215L214 47V49L212 50H210V56H211V58H210V60L212 59V58H214V61L216 60V61H218V62H216V63H210V66L211 67H213V65H215L216 66V69L219 67V66H222V67H226V68H229L230 66L233 68V65H231L230 64V62L231 63H233V62H235V65H236V70H238L237 69V67H239V65L238 64H243V66H244V64H246L247 65V63H248V61H247V57H249V52H250V50H249V47H250V45H253L254 46V50L253 51H251L252 53L253 52H255L254 54L257 56V57H260V54L259 53H262L261 54V61L264 63V56H263V52H262V50L264 49V40H263V37H259V36H255V34H254V36H248L249 34H252L251 32H249L248 30H250L251 29V26L249 27V28H245L244 27V23H246V22H244ZM79 20L77 19V22H78ZM80 21H84V20H80ZM87 21V20H86ZM91 21V24H92V20H90ZM94 21H95V19H94ZM89 22V21H88ZM88 22H87V25L84 23L83 24V26L84 25H86V27H88V25L90 24V22H89V24H88ZM96 23V22H95ZM94 23V24H95ZM103 23H105V22H103ZM154 23H156V22H154ZM81 24V23H80ZM141 24V23H140ZM139 24V25H140ZM252 24V23H251ZM78 25V24H77ZM112 25V24H111ZM81 26V25H80ZM12 27V26H11ZM85 27V28H86ZM94 27H95V25H94ZM94 27H92V25H91V27H90V29H91V31L92 30H94L93 28ZM100 27V26H99ZM65 28V27H64ZM83 28V27H82ZM104 28V27H103ZM109 29H110V27H109ZM8 30H9V28H8ZM20 30H22V28L20 29ZM24 30V29H23ZM69 30V29H68ZM85 30V29H84ZM83 30V31H84ZM97 30V29H96ZM99 30H101V27H100V29ZM111 30V29H110ZM113 30V29H112ZM64 31V30H63ZM102 31V30H101ZM19 32H21V31H19ZM93 32V31H92ZM117 32V31H116ZM116 32H114V33H116ZM139 32V31H138ZM77 33V32H76ZM81 33V32H80ZM83 33V32H82ZM211 33V34H212ZM10 34H12V33H10ZM21 34V33H20ZM19 34V35H20ZM23 34V33H22ZM77 35H79V34H77ZM114 35H116V37H117V34H114ZM210 35V34H209ZM214 35V36H215ZM253 35V34H252ZM14 36V35H13ZM16 36V35H15ZM22 36V35H21ZM25 36V35H24ZM62 36H63V39L64 38H66L67 40L68 39H70V41H66V44H68L69 42H71L70 44L71 45H75L74 43H75V41L73 40V36L71 35V34H69V33H67L66 31H65V34H62ZM86 36V34L84 35V37ZM111 36V35H110ZM231 36V37H230ZM10 37V36H9ZM17 37V36H16ZM15 37V38H16ZM19 37V36H18ZM78 37V36H77ZM94 37V36H93ZM11 39H12V37H10ZM21 38V40H22V37H20ZM20 38H18V41L20 42ZM79 38V37H78ZM100 38V37H99ZM99 38H97V39H99ZM118 38V37H117ZM138 38H139V40H140V37H139V34H138ZM237 38H241V41L240 40H238L237 41V44H239V49H241L240 50V53H239V56L237 55V53L236 54H234V52L236 51V49H238V47H236V41L235 42H233V43H231V39H236L237 40ZM85 39V38H84ZM92 40L91 41V44H97V43H99V41L98 40ZM113 39V38H112ZM14 40H17V39H14ZM72 40V41H71ZM77 40V39H76ZM80 40H81V38H80ZM80 40H78V42L80 41ZM120 40V39H119ZM247 40L249 41V43H246L247 42ZM74 41V42H73ZM82 41H84V40H82ZM107 41V40H106ZM17 42V41H16ZM24 42V41H23ZM77 42V41H76ZM88 42V41H87ZM22 43V42H21ZM79 43H81V42H79ZM78 43V44H79ZM20 44V43H19ZM22 44H24V43H22ZM78 44H76V48H77V45ZM16 45V44H15ZM86 45H87V43H86ZM54 46H56V45H54ZM81 46V45H80ZM13 47V46H12ZM15 47L16 46H14V49H15ZM64 47H66V46H62V43L60 42V44H59V46L57 47V50H56V48L54 47V50L52 51V54H53V57H54V64H55V68H54V73H53V76H52V80H54L55 82H54V87H55V89H50V88H44L43 90H40V89H38V87H39V83H37L36 85H34V86H31L30 88H28V93H29V95H35V97L36 96H38V95H41V94H44L46 97H49L50 99V106H48L44 111L42 110V107H39L38 105H39V102H38V99L40 98V97H37L36 99H37V101L35 102V107H37L38 109H37V112H39V114L37 113L36 115H30L31 113H32V110H31V106L29 107V106H25V109L23 110V112L25 113V114H27V115H30V116H33V117H35V116H40L41 115V117L42 116H44L46 113H49V115H50V112H55V115L56 116H58L59 117V119L65 124V128H66V130L68 129V132H69V134H70V138L71 139H73L74 138V135H75V131H76V127H77V125H76V122H75V120H74V118H75V116H74V114H73V111H72V108H71V106L70 105H66L65 104V100H64V95H65V93H68V87H67V83H68V78H67V72H66V70L69 68V65L66 67V65L64 66V67H66L65 68V70H61V69H63L60 65H59V63L60 62H56L55 61V59L57 60L58 59V57H57V53H59V52H64ZM79 47V46H78ZM23 48V47H22ZM75 48V49H76ZM90 45L84 50V48H83V52L81 51V53H82V56H81V58H80V51L78 52V51H76V52H72V51H69V49L67 50L68 51V53H67V55L69 54L70 55V62H80V59H81V63H80V68H81V72H82V75L83 76H86L85 75V71H84V68L86 67V65H85V63H87L88 65H89V63H90V57L92 58V59H94V55L92 54L93 52L90 50ZM124 48V47H123ZM122 48V49H123ZM242 48H244L243 50H242ZM10 49V48H9ZM25 50V49H24ZM15 51V50H14ZM13 51V52H14ZM125 51H127V50H125ZM165 51H166V49H165V46L163 45V54H165ZM249 51V52H248ZM21 52H22V50H21ZM120 52H122V51H120ZM170 52H173V50H170ZM18 53H20V52H18ZM50 53V52H49ZM169 53V52H168ZM15 54V53H14ZM17 54V53H16ZM75 54H77V55H75ZM175 54V53H174ZM13 55V54H12ZM11 55V56H12ZM109 55V54H108ZM142 55V54H141ZM246 55H247V57H246ZM254 55V56H255ZM15 56V55H14ZM224 56H226L227 57V59H225V60H228V62H229V64H227V63H225V61H223L222 59L224 58ZM169 57L170 58H168V60L169 61H167L168 62V64H167V67H170V66H172V65H175V61H176V58H175V56H172V54H170L169 55ZM18 58V57H17ZM107 58V57H106ZM145 58H146V56H145ZM13 59V58H12ZM73 59L75 60V61H73ZM178 59V58H177ZM230 59V60H229ZM258 59V58H257ZM59 60V59H58ZM82 60H84V63H83V61ZM15 61V60H14ZM108 61H110V59L109 58H107L106 60H105V62H104V60L103 61H101L100 63L101 64H109V62ZM255 61H256V59H255ZM258 61V60H257ZM167 62H165V66H166V63ZM244 62V63H243ZM261 62V63H262ZM11 63V62H10ZM9 63V64H10ZM144 63V66L143 67H147V64L145 63V62H143ZM257 63V62H256ZM88 65H87V67H88ZM11 66H12V64H11ZM243 66H242V68H243ZM172 67H174V68H176V66H172ZM11 68V67H10ZM10 68H8V69H10ZM181 68V67H180ZM229 69H231V68H229ZM233 70H234V68H233ZM239 71V70H238ZM93 72V71H92ZM95 72V71H94ZM175 72H177V71H175ZM37 76H38V74H36ZM57 75V76H56ZM174 75H175V73H174ZM236 78H237V80L239 79V80H241V82H243V84H244V79H246L247 80V78L245 77L244 78V76L241 74H239V73H237L236 75ZM50 81V80H49ZM155 81V80H154ZM199 82H198V84L199 85H197V86H195L194 88V94H195V98H197V99H199L200 100V93H201V88H200V86H201V84L203 85L204 84V87H206V81H204V78H199V80H198ZM248 81V80H247ZM51 82V81H50ZM170 82H171V85H173L172 83H173V81H172V79H170ZM102 83V82H101ZM151 84L152 83H155V84H157L158 86L160 85L159 83H157V81H155V82H150ZM182 85V84H181ZM246 85V84H245ZM52 86V88H54ZM104 86V85H103ZM35 87H37V88H35ZM169 87V86H168ZM247 87V86H246ZM245 86H244V89L245 90H248L247 88H246ZM253 87V86H252ZM169 88H171V87H169ZM168 88V89H169ZM25 89V88H24ZM172 89V88H171ZM171 89H170V91H171ZM252 88L250 87V90H251ZM25 91H26V89L25 90H23V91H16L14 94L13 93H11V95L10 96H6V98H5V101H4V104H5V102L6 103H8L9 104V100L10 99H13L12 97L13 96H15V99H13V100H11V103L9 104V105H11V106H13V107H11L10 109H11V111L14 109V108H16V107H19L18 105H16L15 103L16 102H18L19 101V97H21L20 95L21 94H24L25 93ZM157 92H159V91H157ZM27 94V93H26ZM174 94H175V91H174ZM180 96V94L179 93H177V91H176V94H175V97H179ZM198 96V97H197ZM3 97H5V95L3 96ZM7 97H9L10 99H7ZM17 97V98H16ZM249 97H251V98H253V100L254 101H256V100H258L259 99V97H257V98H254L253 97V95L252 96H250L249 95ZM148 98V95H147V97H146V99ZM152 98V97H151ZM2 99V98H1ZM31 99V98H30ZM153 99L154 100H156L154 97H153ZM152 101V100H151ZM150 101V102H151ZM3 102V101H2ZM23 102H27V99H23ZM89 102V103H88ZM88 102H87V104L89 105L90 104V109H91V101L88 99ZM237 102H238V100H237ZM33 103V102H32ZM146 103V102H145ZM8 104H7V106L6 107H9L8 106ZM148 104V103H147ZM60 105V106H59ZM164 105V104H163ZM163 105H161V109H162V106ZM193 107L192 108H194V105L195 104H191ZM54 106L56 107V108H54ZM93 106V105H92ZM3 108V107H2ZM249 107H247L246 109H248ZM256 108V107H255ZM196 109H198V107H196ZM259 108H256V110H258ZM171 110V109H170ZM170 110H167V113L168 112H170ZM245 110V109H244ZM145 111H146V109H145ZM193 111V110H192ZM197 112L196 113H198V115H199V113H200V118H201V120H202V122H200V121H195L194 122V124H193V126H194V128H196L197 129V123L198 124H201V123H203L204 125H206L207 126V128H208V126H210L209 124H211V126L213 127V125H214V122L213 121H210V123L208 124L207 122V124L205 123V120H203V118H202V116H204L203 115V111L202 110H196ZM21 112V111H20ZM245 112H247V111H244V113ZM10 113V112H9ZM260 115H262V119L261 120H263L264 119V110H263V108H261V110L258 112ZM13 113H11V115H12ZM10 115V114H9ZM18 115V113H16L15 114V116H17ZM184 116V115H183ZM33 117H32V121H34L33 120ZM63 117L65 118V119H63ZM144 117V116H143ZM7 118H8V115H7ZM14 118V117H13ZM17 118V117H16ZM25 118V117H24ZM27 118V117H26ZM105 118V117H104ZM171 117H170V115L168 114V120H167V126H165V125H163L164 127H163V129H162V131L163 132H165L166 134H167V137L166 138H163L161 135L160 136H158L157 135V137L159 138V139H161V142H164V141H173V140H177L178 138H179V135L177 134V133H175V129H176V125L177 124H179V123H176V124H174V123H172L171 124ZM172 119H173V117H172ZM191 119H192V117H191ZM10 119H8V121L6 122V125H8L6 128H3L2 130L3 131H5V132H1L0 131V140H1V143L2 144H4L5 142H7V149L10 151V152H14L15 154H16V156L15 157H19V155H17V154H19V153H21L20 151H21V149H20V146L18 145V144H24V142L26 141V139L28 138V136L30 137L31 136V134H29L30 133V131L32 130L30 127H26V129H21L20 131H19V126H17L18 127V129H17V131H16V133H17V138H19V139H23V140H14L15 138H12V134H13V128H11V126L13 127V126H15L16 127V125L15 124H13L12 122L14 121V120H12V122L11 121H9ZM19 120H21V119H19ZM28 121V120H27ZM26 121V122H27ZM79 121V120H78ZM182 121V120H181ZM194 121V120H193ZM145 122V121H144ZM161 122V121H160ZM190 122V120H187V122L186 121H182V123L183 124H187V123H189ZM25 123V122H24ZM23 123V124H24ZM81 123V122H80ZM86 123V122H85ZM142 123L143 122H141L140 124H139V127H140V129H143L144 128V126L142 125ZM182 123L181 124H179V125H182ZM17 124H18V121H17ZM27 124V123H26ZM26 124H24V126L26 125ZM148 124V123H147ZM83 125L85 126L86 124H84L83 123ZM142 125V126H141ZM144 125H146V124H144ZM76 126V127H75ZM215 126V125H214ZM217 127V126H216ZM43 128H46V127H43ZM5 129V130H4ZM198 129H199V127H198ZM9 130V132H8V134H6V135H9L8 137H9V139L8 140H6L7 139V136L6 135H3V134H5L7 131ZM208 129H206V131H207ZM3 133V134H2ZM263 133H264V128H263V132H262V135H263ZM18 134H19V136H18ZM189 134H191L190 132H189ZM188 134V135H189ZM188 135H186V134H183L182 136H180L181 138L179 139V141H180V145L181 144H183V148H184V143H186V145H189V142H188V139H187V137H188ZM260 136V135H259ZM6 137V138H5ZM3 138V139H2ZM208 140H209V142H210V144H211V147H210V152H207L206 153V157H207V160H208V163L212 166V165H214L215 164V158H216V156H215V148H217L218 149V147H216L217 145H216V142H215V140L214 139H212V135L211 136H209L208 138H207ZM205 137H201L200 135H196L195 136V138L193 139L194 141H195V147L193 148V149H189V148H186L185 149V152H183L182 154H184L185 155V160H187V167H186V175H192V176H195V172L197 171V170H199L201 167H202V165H203V163H206L207 165H208V163H207V160H204V161H202V160H196L197 159V157L199 156V154L201 153V149H202V146L207 142L208 143V140H207ZM190 143H192V141L190 140ZM206 143V144H207ZM193 144V143H192ZM208 148V147H207ZM207 148H205V147H203V149H207ZM209 150V149H208ZM177 151V155H178V153H179V151L178 150H176ZM181 151V150H180ZM10 152H7L6 153V155H11V153ZM12 152V153H13ZM151 155V157H149L148 159L147 158H144L143 160L145 161V162H148V163H150L152 160H153V156L152 155H154L153 153H151L150 154ZM173 157H174V155H172ZM14 157V158H15ZM155 157V156H154ZM177 156H175V159L177 160L178 158H176ZM210 159V160H209ZM15 160V159H14ZM17 160V159H16ZM192 160H194V161H192ZM2 161H3V159H2ZM76 164V160H75V156H74V165ZM76 167H79V164L77 163V166ZM178 168H180V170H183L184 171V169L185 168H183L181 165H179V167ZM79 169H80V167H79ZM156 169H159V168H156ZM220 171V174H215V176L214 177H208V178H206V179H193V177H190V179H191V183H193V184H195V182H198V187H202V186H205V185H207L206 187H214L215 185H216V181H215V179H220V182H224V176H225V174L223 173V171H221V170H219ZM222 176V177H221ZM227 176V175H226ZM66 179V178H65ZM203 181H208V183H205V182H203ZM264 184V183H263ZM210 185V186H209ZM198 187H195V188H197V189H201V188H198ZM205 187V188H206ZM215 188V187H214ZM202 190V189H201ZM223 192H224V190L222 189V191L220 192V195H219V197L221 196V197H223ZM176 196H177V194H176ZM217 199V198H216ZM221 199V198H220ZM180 200V199H179ZM223 203V202H222ZM218 205V204H217ZM62 209H64V208H62ZM218 209L221 211V209H222V207H220V206H218ZM146 210L147 209H145V212H146ZM221 213L220 212H218V215H220ZM222 215V214H221ZM222 217V216H221ZM212 217H210V219H211ZM205 221V220H204ZM203 222V221H202ZM65 223V220H63V224ZM143 222H141L140 224H139V226H138V228L140 227V225L142 224ZM206 223V222H205ZM203 224H204V222H203ZM214 226V225H213ZM212 226V227H213ZM210 227V226H209ZM217 229V228H216ZM224 230V229H223ZM214 231H215V229H214ZM219 231V230H218ZM203 232V231H202ZM201 232V233H202ZM217 232V231H216ZM216 232H214V233H216ZM198 234L199 233H197V236H198ZM212 234V233H211ZM218 234V233H217ZM226 234H227V232H226ZM201 235V234H200ZM203 235V234H202ZM182 236V235H181ZM206 236H208V234H206ZM212 236V235H211ZM215 236V235H214ZM169 237V236H168ZM165 238H166V236H165ZM196 238H198V237H196ZM200 238V237H199ZM170 239V238H169ZM168 240V239H167ZM174 240H175V238H174ZM198 240V239H197ZM196 239H195V241H197ZM208 240V239H207ZM214 240V239H213ZM211 241H212V239H211ZM198 242V241H197ZM205 242H206V239H205ZM214 242V241H213ZM179 243H180V241H179ZM212 243V242H211ZM204 244H206V243H204ZM116 245L118 246V248H119V254H118V256H117V258H119V256L121 255V253L123 252V249H124V247H125V242H124V240H122L121 239V237H120V239L118 240V243H116ZM207 245H209V243H207L206 244V246ZM187 246V245H186ZM192 246L194 247V245L192 244ZM200 246V245H199ZM202 246V245H201ZM212 246H213V243H212ZM209 247H210V245H209ZM214 247H215V245H214ZM213 247V248H214ZM206 250H207V248H205ZM209 249V248H208ZM215 249V248H214ZM262 249H263V247H262ZM191 250V249H190ZM195 250V249H194ZM213 250V249H212ZM211 251V250H210ZM203 252V251H202ZM172 253V252H171ZM182 253V252H181ZM204 253V252H203ZM207 253H208V251H207ZM212 254H213V252H211ZM215 253V252H214ZM209 254V253H208ZM183 255V254H182ZM209 255H211V254H209ZM208 255V256H209ZM199 255H198V253H196L195 254V257L197 258ZM202 256V255H201ZM208 256H207V258H208ZM212 256V255H211ZM184 257H185V255H184ZM183 257V259H184V261H183V263H181V262H179V263H181V264H186V261H185V259H186V257L184 258ZM205 257V256H204ZM213 257V256H212ZM211 257V258H212ZM218 257V256H217ZM228 257H230V256H228ZM213 259H214V257H213ZM217 259V258H216ZM230 259V258H229ZM198 260H199V263H201L200 261L202 260V259H200V257L198 258ZM206 261V260H205ZM214 261H215V259H214ZM203 262H204V260H203ZM208 263H209V260H208ZM207 263V264H208ZM251 263V262H250ZM202 264V263H201Z\"/></svg>",
  "mask_w": 264,
  "mask_h": 264
}]
</instances>
